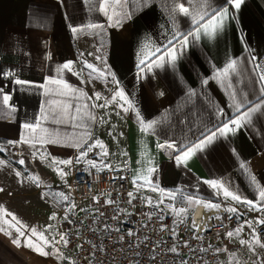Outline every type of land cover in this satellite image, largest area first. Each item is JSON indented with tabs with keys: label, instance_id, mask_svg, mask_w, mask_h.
Segmentation results:
<instances>
[{
	"label": "crops",
	"instance_id": "obj_1",
	"mask_svg": "<svg viewBox=\"0 0 264 264\" xmlns=\"http://www.w3.org/2000/svg\"><path fill=\"white\" fill-rule=\"evenodd\" d=\"M100 2L0 0V73H14L12 76L0 74V87L11 94L10 105L16 108L15 112L0 110V148L4 149L0 151V160L5 161L0 164V188L4 189L0 192V207L14 213L29 228L37 229L33 216L39 208H48V217L41 223L49 237L47 226L52 221L53 199L56 198L57 205L54 204L57 206L59 228L66 233L60 208L74 198L70 183L75 170L79 167L97 169L87 160L96 161L98 168L103 169V160V164L110 165L109 168L129 162L132 183L142 170L155 167L156 172L151 178L154 185L165 189L163 196L148 186L140 187L142 180L133 185L140 188L141 196L147 202L151 199L155 206L162 199L163 203L157 207L163 211L173 213L169 206L174 200L167 196V192H175L218 203L225 209L235 207L238 213L232 214L249 216L253 224L257 219L264 218V212L225 200L204 183L215 179L248 199L257 195L252 176L264 186V114H254L251 123L235 133L217 135L211 144L195 152L186 165L175 163L172 149L157 147L165 141L184 147L208 135L209 130L221 127L234 112L229 106L228 93L231 90L237 93L246 91L249 98L254 99L251 66L247 57L251 54L258 58L257 63L264 64V0H243L238 10L229 7V19L215 38H190L174 63L165 62L162 67H153L151 71L145 69L143 73L137 68L140 59L155 47L163 48L177 28L187 32L191 24L179 13L173 20L170 12L172 0H127L122 8H117L121 12V24L110 26L112 22L99 11ZM210 2L214 7L224 4V0ZM90 23L102 27L89 29L86 25ZM72 26L83 30L73 33ZM96 56L102 59H95ZM232 58L242 59L241 67L245 71L241 76L231 77L233 88L229 89L213 76L217 68H222ZM83 60L105 72L110 70L134 108L124 112L115 101L105 108L92 107L93 104L111 100L116 86L111 83L110 75L107 81L92 79L85 83L82 81L88 80V70L82 76L66 70L57 73V68L67 61H73V72L79 73ZM49 77L63 79L87 95L77 98L78 93L67 96L45 94L39 87L19 86L12 82L18 78L37 85L47 84ZM206 79L208 83L204 84ZM48 87L55 89L58 86ZM95 93H100L99 101L95 99ZM51 100L73 105V115H76L75 108L80 107L81 114L75 121L55 123L51 115L55 105L48 103ZM42 110L48 119H41ZM88 114L94 119H90ZM35 120H40L44 128L58 133L60 137H80L90 133L92 140L98 139L105 145L108 155H99L101 149L96 148L88 152L87 157L75 162L80 149L62 146L64 141L61 145L46 144L43 148L8 143L20 140L22 134L27 136L22 125ZM140 120L157 123L154 129L142 132ZM21 159L24 164L18 163ZM53 160H73L74 163L57 165ZM241 163L245 164V168L240 167ZM58 168L63 169L66 175H60ZM18 171L22 173L19 177L16 175ZM29 177H39V183H33ZM66 181L65 187H61V183ZM51 182L59 183L56 186L63 191L55 193L49 189L47 184ZM58 192L68 199L63 200L60 196L58 199ZM48 200L52 203L51 208L46 207ZM13 238L14 232L12 236L0 232V264H63L72 252L71 243H61L55 245L59 257L52 247L45 248L50 255L41 256L23 246L17 248L11 242Z\"/></svg>",
	"mask_w": 264,
	"mask_h": 264
},
{
	"label": "snow or ice",
	"instance_id": "obj_2",
	"mask_svg": "<svg viewBox=\"0 0 264 264\" xmlns=\"http://www.w3.org/2000/svg\"><path fill=\"white\" fill-rule=\"evenodd\" d=\"M85 2L91 4L92 0H85ZM242 2L243 0H224L223 5L214 7L210 0H184V2H180V0H172L170 12L173 14V20L175 21L176 13L182 14L183 17H185L189 21L192 27L187 32H181L177 28L175 31H173L171 38L168 39L167 44H165L163 48L158 46L155 47L152 51L146 53L137 64V68L139 69L140 73H143L145 69L151 71L153 67H162L165 62L174 63L177 59V54L187 47L190 38L192 40H199L201 36L215 38L220 32L223 31L225 21L229 19V7L238 10ZM126 3L127 0H101L98 8L99 11L104 13V15L108 17V20L112 22L110 26H118L121 24V12L117 11V8H122V6ZM186 4L188 6H186ZM110 10L111 15H109ZM86 27L89 29H97L101 28L102 25L90 23L86 25ZM175 27L176 26L174 23V28ZM82 30V28L78 29L74 26L71 27V31L73 33H77L78 31ZM245 51H248V49L245 48ZM89 55L93 54L89 53ZM95 59L101 60L102 57L96 56ZM257 59V57L251 54H249V56L247 57V63L251 66L250 71L252 73V76L250 77V80L254 85V90L252 93L254 99H250L249 93L246 91L237 93V91L231 90L228 93L231 101L229 106L234 109V112L233 115L228 120H226L221 127H218L214 130H209L208 135L202 136L197 142L186 145L184 147H180L174 142L170 141L159 143L157 147H166L172 149L175 153V163L177 165H186L187 161L195 152L203 149L205 145L211 144L217 135L225 136L228 133H235L241 127L251 123L254 114H264V64L257 63ZM73 63V61H67L63 63L57 68V73L66 70L68 72H72L73 75L82 76L84 71L88 70V80L82 82L87 83L92 79H104L105 81H107L108 76L110 75L111 83L116 86L111 96V100H105L104 103L100 104H93L92 107L105 108L110 103L115 101L119 103V107L124 112H128L130 109L134 108L133 102L129 99V96L125 93L124 89L120 87L119 81L116 79V76L110 72V70L108 72H105L104 70L97 68L95 64L90 63L87 60H83V67L81 68V71L77 73L73 72ZM242 64L243 61L240 58L229 59L222 68H217L215 70L213 78L221 84H226L229 89H232L233 85L231 83V77L243 75V72L245 70L241 67ZM141 65H144V67H141ZM0 74L4 76L14 75V73L11 72ZM12 82L19 86L39 87L44 90L45 94L67 96L69 94L76 95L78 93L79 96L77 98L87 95L82 89L74 88L67 81L60 78L49 77L47 78V84L41 83L38 85L32 81L22 80L18 78L14 79ZM203 83L207 84L208 80H204ZM48 85H56L58 87L53 89L48 87ZM89 99L91 98L89 97ZM95 99L97 101L101 99L100 93H95ZM10 100L11 94L5 93L3 88L0 87V106H2L0 110L7 109L9 110V112H15L16 108L14 105H10ZM48 103L50 105H55V108L51 109L52 119L55 123H63L65 122V120L75 121L78 119V116L82 111L80 107H76V115H73L71 112L73 105L69 103L58 100H51L48 101ZM219 113L222 114L223 110L220 109ZM88 115L90 119H94V117H91L90 114ZM136 115L139 119V112H137ZM41 119H48V116L44 114L43 110ZM156 123V121L145 122L144 120H140L141 131L143 132L154 129ZM22 127L26 130L27 136L22 134L20 140L9 141V144L23 143L29 144L32 147H36L37 145H39L41 148H43V146L46 144L61 145V142L64 141V145L62 146H71L80 149L79 155L76 157L75 162H79L81 159L87 157L88 152L96 148L101 149V152L98 153L99 155L105 157L108 155L105 145L98 139L92 140L90 133H85L80 137H60L58 133L49 132L48 129L44 128L40 123V120L26 122L22 125ZM39 150L40 149L38 148L37 151ZM0 151H4V149L0 148ZM52 162L57 165H71L74 163L73 160H53ZM4 163L5 161L0 160V164ZM18 163L24 164L25 161L21 159ZM87 163L93 168H97L98 170H100L96 161L87 160ZM101 164L104 168L110 167V165L103 164V160H101ZM240 167L245 168V164L241 163ZM57 171L60 175H66L63 169L58 168ZM155 172V167H147L146 169L142 170L141 174L137 176L136 180H134L133 183L136 184L140 180H142L143 183L140 184V187L148 186L153 192L159 191L163 196L165 194V189L159 188L158 185H154V182L151 178L152 174ZM16 175L19 177L22 175V173L18 171ZM29 179L33 183H39V177H29ZM252 182L257 189V195L252 199H248L247 197H243L239 193L232 191L221 181L215 179L204 181V183L208 184L215 190V194L222 195L225 200L230 199L236 204L247 205L251 210L264 212V186H261L256 181L255 176H252ZM3 190V188H0V192H2ZM176 195L177 193L175 192H167V196L172 200L176 199ZM59 196L63 200L68 199V197L63 193H60ZM128 196L131 199L135 198L132 192H129ZM131 199L129 200L130 203ZM108 203H114V201L109 200ZM148 203L152 204L153 201L149 199ZM160 203H163L162 199L157 201V206ZM180 204V207H176L175 205H170L169 207L177 217L181 218V222H183L184 219H187L190 213L194 214L195 208L200 204H203L206 209H219L221 207V205L218 203L205 201L202 198L193 195H182ZM226 211L231 213H238V209L235 207H228ZM51 219H55V216L51 217ZM209 219L220 220L221 217L216 216L210 217ZM255 223L264 225V218L257 219ZM244 226H247L251 229L253 238L251 241L240 240L239 243L241 245H247L249 250L253 252L255 251V245H259L261 248H264V240L261 239V234L257 233L256 227L251 221L248 220H245L244 223L234 231H228L226 233V236L228 238L237 236ZM48 227H52V225H48ZM192 227L197 231L199 230V227L195 224L194 219L192 221ZM45 231L46 230H38L35 227L29 228V226L24 224V222L21 221L14 213L8 212L7 210L0 207V232H3L8 236H12L14 232L15 238H13L11 241L14 246H16L17 248L23 246L41 256L50 255L49 252L45 251V248L52 247L59 257V250L56 249L55 245L58 243L68 245L70 241L67 239V233H61L60 239L57 241L54 239H49V237L45 234ZM199 238L200 237H197V239ZM21 241H23V243ZM170 251L176 252V249L172 248L170 249ZM217 251L221 250L218 249Z\"/></svg>",
	"mask_w": 264,
	"mask_h": 264
},
{
	"label": "built area",
	"instance_id": "obj_3",
	"mask_svg": "<svg viewBox=\"0 0 264 264\" xmlns=\"http://www.w3.org/2000/svg\"><path fill=\"white\" fill-rule=\"evenodd\" d=\"M70 185L74 198L60 208L72 245L63 264H224L230 250L244 255L245 245L230 241L226 233L250 221L249 216L238 217L223 207L206 209L200 204L181 222L174 213L141 196L140 188L131 181L129 162L100 170L79 167ZM182 195L187 196L178 193L173 205L181 206ZM77 203L81 204L76 207ZM216 216L221 219H209ZM193 219L198 231L192 227ZM256 230L264 240V225Z\"/></svg>",
	"mask_w": 264,
	"mask_h": 264
},
{
	"label": "rangeland",
	"instance_id": "obj_4",
	"mask_svg": "<svg viewBox=\"0 0 264 264\" xmlns=\"http://www.w3.org/2000/svg\"><path fill=\"white\" fill-rule=\"evenodd\" d=\"M66 183H67V181L61 183L62 184L61 187H63V186L65 187ZM56 184H59V183L51 182V183L47 184V187L50 186L49 189L54 190L55 193H57V191H59V190H60L59 192L63 191V188L59 187L58 185L56 186ZM47 191H48V189H47ZM59 192L57 194L58 199H59ZM53 200H54V202H53V205H54L53 216H55V219H52V221L49 224V225H52V227L47 226V231H48L49 237L51 239L58 241L60 239V234L62 232H61V229L59 228V219H58V215L55 211V209H57V206H56L57 205L56 204L57 199L55 198ZM80 204L81 203H77L76 207H78ZM47 206L50 208L52 207L51 201L48 200L46 207ZM47 210H48V208L47 209L39 208L37 210L36 215L33 216V219H35L37 222L36 226L41 231H43L42 223L45 220V218L48 217V211ZM253 225L255 227H257L259 224L254 223ZM252 238H253V234H252L251 229L248 228L247 226H244L243 229L238 233V235L232 238V242H238L239 243L240 240L251 241ZM58 244H61V243H58ZM254 247H255V251L253 252V251L249 250L247 245H245L242 249V252H244L243 256H241L240 254L233 253L230 250L225 257V261H224L225 264H264V248H261L259 245H255Z\"/></svg>",
	"mask_w": 264,
	"mask_h": 264
}]
</instances>
